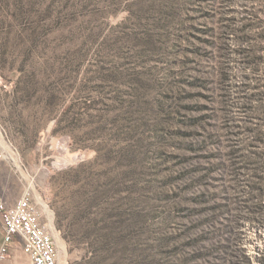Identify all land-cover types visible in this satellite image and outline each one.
<instances>
[{"label": "rangeland", "instance_id": "1", "mask_svg": "<svg viewBox=\"0 0 264 264\" xmlns=\"http://www.w3.org/2000/svg\"><path fill=\"white\" fill-rule=\"evenodd\" d=\"M261 4L0 0V188L58 264H260Z\"/></svg>", "mask_w": 264, "mask_h": 264}, {"label": "built area", "instance_id": "2", "mask_svg": "<svg viewBox=\"0 0 264 264\" xmlns=\"http://www.w3.org/2000/svg\"><path fill=\"white\" fill-rule=\"evenodd\" d=\"M41 212L26 187L12 204L0 202V221L3 230L0 260L9 252L14 239L21 243L30 264H58V249Z\"/></svg>", "mask_w": 264, "mask_h": 264}, {"label": "crops", "instance_id": "3", "mask_svg": "<svg viewBox=\"0 0 264 264\" xmlns=\"http://www.w3.org/2000/svg\"><path fill=\"white\" fill-rule=\"evenodd\" d=\"M20 196L14 198L9 197L1 188H0V202H4L5 204H12L15 202ZM3 238V230L0 221V245L2 243ZM0 264H30L27 255L22 251L21 243L17 238L14 239L13 244L11 245L8 255L0 260Z\"/></svg>", "mask_w": 264, "mask_h": 264}, {"label": "bare ground", "instance_id": "4", "mask_svg": "<svg viewBox=\"0 0 264 264\" xmlns=\"http://www.w3.org/2000/svg\"><path fill=\"white\" fill-rule=\"evenodd\" d=\"M0 142H1V146H2V149H3V152H4V156L7 158V159H10L12 161H14L16 163V165L18 166V159L17 157L12 154V152H10L8 150V148L6 147V145L4 144V141L2 140L1 136H0ZM63 246V245H62ZM62 248V247H61ZM64 257V256H63Z\"/></svg>", "mask_w": 264, "mask_h": 264}, {"label": "trees", "instance_id": "5", "mask_svg": "<svg viewBox=\"0 0 264 264\" xmlns=\"http://www.w3.org/2000/svg\"><path fill=\"white\" fill-rule=\"evenodd\" d=\"M245 6V5H244ZM248 10V9H247ZM258 11L259 12H263L264 11V4H261V7H259L258 8ZM257 11L255 12V13H252L251 14V24H252V22H254L255 23V19L256 20H258V16H257ZM259 262H260V264H264V256H261V258H259ZM249 264H255V263H253L252 261H249Z\"/></svg>", "mask_w": 264, "mask_h": 264}]
</instances>
